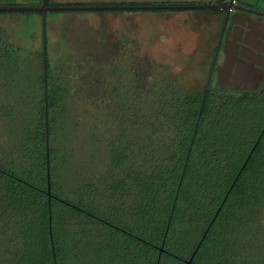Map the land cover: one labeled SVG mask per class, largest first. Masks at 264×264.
<instances>
[{
  "label": "trees",
  "instance_id": "obj_1",
  "mask_svg": "<svg viewBox=\"0 0 264 264\" xmlns=\"http://www.w3.org/2000/svg\"><path fill=\"white\" fill-rule=\"evenodd\" d=\"M14 6L22 5L0 0ZM123 12L180 11L95 13ZM23 14L38 16L43 36L42 14ZM122 46L105 55L88 48L53 67L44 51L25 57L0 30V101L10 99L0 119L11 151L0 143V264H264V96L188 90ZM77 102L105 114L99 172L71 171L58 143Z\"/></svg>",
  "mask_w": 264,
  "mask_h": 264
},
{
  "label": "rangeland",
  "instance_id": "obj_2",
  "mask_svg": "<svg viewBox=\"0 0 264 264\" xmlns=\"http://www.w3.org/2000/svg\"><path fill=\"white\" fill-rule=\"evenodd\" d=\"M37 1L17 0L22 6L29 7L35 5ZM119 1L149 3L157 6L162 2L176 5L209 4L213 0ZM128 14L139 16L132 19L128 18ZM169 14L173 15L166 19L164 15L167 13L158 12L107 14L48 12L45 16L46 56H48L49 63L55 67L61 63L62 59L65 60L76 52L90 48L105 55V47L114 45L123 47L124 44L125 49L122 48L121 52L134 49L140 55L145 54L165 69V75L168 78L178 81L188 90L203 91L210 56L216 41V29L211 24L212 21H209L213 15L210 17L201 11H180ZM36 19L39 18L34 14L29 16L23 13L0 15V30L6 33L7 42L22 49L25 57L31 55L36 57L44 51L42 28ZM208 33L211 34L208 35ZM121 52L118 54L119 73L122 79L127 80L129 73L125 65L126 57L123 58ZM32 61L34 64L40 62L38 59ZM3 84L0 81V91H5L1 88ZM118 87L121 92L124 91L122 85ZM1 101L8 104L9 96L6 95ZM74 108L76 113L71 115V120L67 122L66 132L62 137L65 138H59L58 143L66 148L67 154L72 158V163H75L71 171L75 173V165L83 164L86 170L99 172L106 159L104 145L107 124L104 111L102 107L101 109L96 108L88 102H77ZM8 133L7 123L0 119V143L3 148L1 150L6 157L11 153L10 145L6 144L9 140Z\"/></svg>",
  "mask_w": 264,
  "mask_h": 264
},
{
  "label": "flooded vegetation",
  "instance_id": "obj_3",
  "mask_svg": "<svg viewBox=\"0 0 264 264\" xmlns=\"http://www.w3.org/2000/svg\"><path fill=\"white\" fill-rule=\"evenodd\" d=\"M209 4L228 8L201 11L213 15L209 21L216 29L203 91L264 96V59L258 55L264 54V0H218ZM233 52L237 57L227 74L226 60ZM248 65L260 73L250 71Z\"/></svg>",
  "mask_w": 264,
  "mask_h": 264
},
{
  "label": "water",
  "instance_id": "obj_4",
  "mask_svg": "<svg viewBox=\"0 0 264 264\" xmlns=\"http://www.w3.org/2000/svg\"><path fill=\"white\" fill-rule=\"evenodd\" d=\"M226 6H220L216 4H202V5H176V6H107V7H97V6H75V7H63V6H53L47 7L45 0H42V4L39 7H29V6H14V7H0V13H41L43 16V44L44 53H46V43H45V15L48 12H98V11H150V10H169V11H209L217 12L227 9ZM261 55V54H260ZM263 57V56H262ZM236 58L235 53L227 57L226 65L229 70L232 60ZM261 58V57H260ZM250 71L260 73L259 69L253 68V66H247ZM228 73V72H227ZM264 91H262V94Z\"/></svg>",
  "mask_w": 264,
  "mask_h": 264
},
{
  "label": "crops",
  "instance_id": "obj_5",
  "mask_svg": "<svg viewBox=\"0 0 264 264\" xmlns=\"http://www.w3.org/2000/svg\"><path fill=\"white\" fill-rule=\"evenodd\" d=\"M205 1V0H204ZM214 1H218V0H213L212 3H214ZM51 2L53 3H57V4H65V3H131L132 1H128V2H120L119 0H51ZM163 14V13H162ZM173 14H169L167 13V15H164V17L167 19V18H171ZM136 16H139V15H130L128 14V18H136ZM211 33H208V35H210ZM258 52V55L264 59V54H261ZM236 57H237V54H235ZM257 56V55H256ZM263 56V57H262ZM236 59V58H235ZM228 72V71H227ZM228 74V73H227Z\"/></svg>",
  "mask_w": 264,
  "mask_h": 264
}]
</instances>
